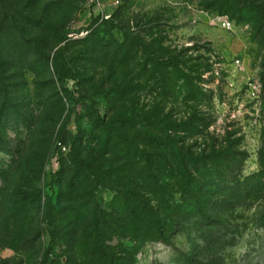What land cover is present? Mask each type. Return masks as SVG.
<instances>
[{"label": "rangeland", "instance_id": "1", "mask_svg": "<svg viewBox=\"0 0 264 264\" xmlns=\"http://www.w3.org/2000/svg\"><path fill=\"white\" fill-rule=\"evenodd\" d=\"M123 28L177 64L205 98L185 101L187 86L173 81L163 99L151 80L139 83L135 102L105 99L102 88L126 69L95 47L122 44ZM144 107L204 120L201 134L184 137L195 152L230 144L246 154L239 196H211V226L174 215L181 194L170 181L176 218L160 222L166 240L149 231L135 203L136 194L153 198L144 193V143L125 139L140 133L125 120ZM101 120L115 122L104 129ZM261 158L264 0H0V264H264Z\"/></svg>", "mask_w": 264, "mask_h": 264}, {"label": "trees", "instance_id": "2", "mask_svg": "<svg viewBox=\"0 0 264 264\" xmlns=\"http://www.w3.org/2000/svg\"><path fill=\"white\" fill-rule=\"evenodd\" d=\"M91 28L92 26L89 30ZM123 29L125 39L122 44L112 38L110 43L97 44L95 47L97 51L100 48L98 52L103 55L105 51L110 50L107 53L110 57L112 53L114 63L119 62L117 64L119 67L116 68L120 71L126 69L124 76L109 80L108 85H106L108 89L102 88L103 93L106 95L105 99H108L109 102H119L124 101L125 98H130L135 102L137 98L135 94L140 88L139 83L145 84V82L151 80L163 90V99L169 97L167 94L168 85H172L173 81H181L187 86L185 101L199 102L205 98L202 88L195 85L178 68L177 64L163 63L166 55H163L158 48H153V44L148 45L140 38L132 36L129 31L125 30L126 28ZM95 34L96 31L90 32L83 39L84 42L86 44L93 43L92 39ZM112 49L113 51H111ZM138 59L141 62L137 63ZM54 65L58 78L63 81V66L57 63ZM148 65L151 66L149 71L147 69ZM114 66L112 65V68ZM137 68L139 70L136 75L135 70ZM147 73H149V79L146 81L144 76ZM93 79L90 78L86 82L93 81ZM136 111L134 109L131 112L132 118L128 121L125 120V122L133 128H139L140 133L128 134L125 139L131 144L136 141L144 143V166L141 167L144 170V185L146 186L144 193L153 195V198L146 199V197L136 194L135 197L138 201H135V203L141 205L144 221L149 226V231L154 230V234L159 239L166 240L165 230L162 227L160 228V222L165 214L175 218L180 216L184 223L191 219H198L200 222L208 220L210 223L206 224L204 222L205 227L211 226V223H213L209 207L211 200L214 197H219L222 193L226 194V192L232 194V197L236 199L242 191L243 183L240 181V176L246 154L237 150V146L233 147L230 144L221 148L213 147L209 152L204 150L201 153L195 152L192 147L186 146L184 139L201 134L199 123L204 120H200L195 116H191L186 120H172L169 116L161 115L157 109L147 110L144 107L140 112L141 114ZM114 122L112 120L107 125L101 120V126L104 129H110L111 124ZM78 133L80 136L75 138V143L80 142L82 146L81 129L78 130ZM70 155L75 161V155L73 153ZM261 163L264 169V158H261ZM170 181L175 182V187L181 194L180 211L174 214L176 216L172 214L169 203L166 201L167 182ZM219 199L221 198L219 197ZM225 202L226 200H224ZM92 223L94 227H96V223L98 224L96 220H93ZM104 224L113 233L122 234L118 224L106 221ZM147 235L149 236V234ZM134 245L139 246L138 239L135 240Z\"/></svg>", "mask_w": 264, "mask_h": 264}, {"label": "built area", "instance_id": "3", "mask_svg": "<svg viewBox=\"0 0 264 264\" xmlns=\"http://www.w3.org/2000/svg\"><path fill=\"white\" fill-rule=\"evenodd\" d=\"M233 23L230 20H227L226 18L222 19V27L225 29H232Z\"/></svg>", "mask_w": 264, "mask_h": 264}]
</instances>
